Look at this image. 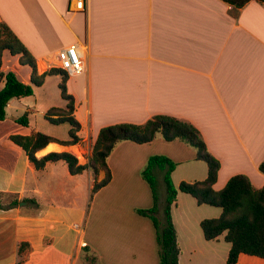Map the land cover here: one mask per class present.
Instances as JSON below:
<instances>
[{"label":"crops","instance_id":"obj_1","mask_svg":"<svg viewBox=\"0 0 264 264\" xmlns=\"http://www.w3.org/2000/svg\"><path fill=\"white\" fill-rule=\"evenodd\" d=\"M0 20L35 58L39 74L58 69L61 49L77 44L84 51L85 73L69 77L65 85L87 149L52 142L37 158L63 152L81 158L79 148L90 156V144L102 128L141 125L166 115L200 131L221 164L216 191L239 174L256 189L264 187L259 169L264 161V4L251 1L236 9L222 0H88L86 12H72L70 0H0ZM1 71L31 84L32 69L19 56L4 53ZM51 78L63 83L61 75L48 76L33 96L12 99L0 121V193L19 201L0 209V264H90V254L99 264H160L153 222L137 213L155 205L142 172L151 157L166 156L177 163L172 179L178 176V183L173 180L178 187L204 181L206 163L188 144L159 137L144 145L120 143L108 160L112 179L94 195L90 170L74 176L64 161L37 170L12 137L43 133L69 139L71 126L67 136H59L54 129L41 132L31 119L67 106L63 100V108L57 107L48 94L41 103ZM4 86L0 80V90ZM23 113L29 115L28 125L18 122ZM155 175L162 185L158 217L167 191L164 172L156 169ZM105 176L101 171L99 178ZM221 215V208L178 194L172 217L179 264H227L231 245L223 237L207 240L201 227ZM237 264H264V259L242 254Z\"/></svg>","mask_w":264,"mask_h":264},{"label":"trees","instance_id":"obj_2","mask_svg":"<svg viewBox=\"0 0 264 264\" xmlns=\"http://www.w3.org/2000/svg\"><path fill=\"white\" fill-rule=\"evenodd\" d=\"M226 4L241 9L251 1L264 4V0H222ZM19 56L22 65H29L32 69L31 84H25L17 75L10 71L3 73L2 63L4 53ZM61 75L63 83L60 85L62 98L67 102L64 109L53 108L46 119L53 125L68 123L71 126L67 141L56 140L43 133H34L31 136H13L12 140L28 155L29 160L37 170H44L48 163L64 161L72 175H81L90 170L95 179L92 195L107 186L112 174L108 160L114 149L122 142H133L144 145L161 137L166 142L182 141L194 148L197 152L196 159L206 163L208 176L204 181L194 183L182 182L178 187L173 182L172 173L177 163L166 156H153L149 159L142 172L143 179L152 190L154 207L149 210L139 209L138 215L152 220L156 230L158 256L160 264H179L180 248L176 228L172 217V207L177 202L178 194L192 195L199 205H208L222 209V215L217 219H206L201 223L204 236L207 240H218L223 237L231 245L227 264H237L242 254L264 259V187L256 189L246 175H235L229 179L226 186L216 191L214 185L218 180L220 162L214 158L197 127L191 123L175 117L156 115L146 123L117 124L104 127L100 130L97 140L93 145L92 156L87 165H81L78 158L68 152L50 153L42 158H37L36 153L56 142L65 146L76 145L81 141L79 132L80 123L75 119V100L66 90L67 73L53 68L39 74L36 60L28 51L10 26L0 20V80H5V86L0 90V121L7 117V106L12 99L25 98L34 95L35 87H41L48 76ZM18 122L28 125V115L22 116ZM164 172L166 184V203L163 208V221L157 217L159 195L155 170ZM264 174V161L259 166ZM104 171L105 178L98 182L97 178ZM4 194L0 193V209L14 208L19 204L13 199L7 206L3 204ZM27 245V244H26ZM25 244L20 247V254L24 251ZM90 264H99L97 258L90 254L87 256ZM17 264H23L19 262Z\"/></svg>","mask_w":264,"mask_h":264},{"label":"rangeland","instance_id":"obj_3","mask_svg":"<svg viewBox=\"0 0 264 264\" xmlns=\"http://www.w3.org/2000/svg\"><path fill=\"white\" fill-rule=\"evenodd\" d=\"M27 71H28V69H27ZM56 80L57 79H55V78H51L48 81L47 88L45 89V91H42V96H40V101H41V103L44 102L45 99H46V97H48V95H51L52 96V99L57 103V107H62L63 108L64 101L62 99L61 90L59 88L60 86H59V84L57 83ZM59 83H62V82L59 81ZM36 113H38V112H36ZM25 114H27V113H25ZM25 114L23 113L22 116H24ZM31 119L37 123V126H38V128L40 129L41 132H43V131H51V129H54L55 130L54 133L57 134V135H59V136H67L68 135V130H69V127H70V125L68 123L58 125L59 127H55L54 125H51V123H47L46 117L43 115V113L41 114L40 112L36 116H33V118L31 117ZM29 120L30 119H29V115H28V121ZM33 126H36V125L33 124ZM76 145H82L85 149H87L86 144H83L82 143V140L78 144H76ZM93 145H94V143H91L90 144V147H91L90 148V156L87 155L88 153L85 155V152L84 151H82V150L80 151L79 150L80 148L78 149L80 151L82 157L79 158L76 155L75 156L78 158L79 163L81 165H84V164H88L89 163L90 157L92 156ZM203 164H205V163H203ZM204 166L207 167V165H204ZM177 178H178L177 175H175V177H173V180H174L175 183H178ZM156 179H157V177H156ZM97 181L100 182V181H102V179H100L99 176H98ZM158 183L159 182L157 180V189L162 190L161 189L162 188V185L159 183V187H158ZM11 201H12V197H5L3 199V202L5 204H8ZM158 218H159V220L161 222L163 221V212H161L159 214Z\"/></svg>","mask_w":264,"mask_h":264},{"label":"built area","instance_id":"obj_4","mask_svg":"<svg viewBox=\"0 0 264 264\" xmlns=\"http://www.w3.org/2000/svg\"><path fill=\"white\" fill-rule=\"evenodd\" d=\"M88 0H70V10L72 12H86ZM58 69L67 73L69 77H78L85 73V56L83 49L73 44L63 48L58 52ZM76 228L80 226L75 225Z\"/></svg>","mask_w":264,"mask_h":264},{"label":"bare ground","instance_id":"obj_5","mask_svg":"<svg viewBox=\"0 0 264 264\" xmlns=\"http://www.w3.org/2000/svg\"><path fill=\"white\" fill-rule=\"evenodd\" d=\"M52 150H56V146H54V147H50L49 149H47L46 151H43V152L52 151ZM40 154H42V153H40ZM76 154H77L78 156L82 157V155H81V153H80V151H79L78 149H76ZM83 160H84V159H83Z\"/></svg>","mask_w":264,"mask_h":264}]
</instances>
